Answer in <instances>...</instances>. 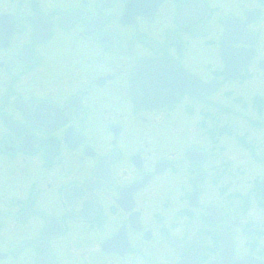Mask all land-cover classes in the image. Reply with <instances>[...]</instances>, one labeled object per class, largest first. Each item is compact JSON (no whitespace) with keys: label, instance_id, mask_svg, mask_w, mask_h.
Returning a JSON list of instances; mask_svg holds the SVG:
<instances>
[{"label":"flooded vegetation","instance_id":"flooded-vegetation-1","mask_svg":"<svg viewBox=\"0 0 264 264\" xmlns=\"http://www.w3.org/2000/svg\"><path fill=\"white\" fill-rule=\"evenodd\" d=\"M156 61L215 89L144 105ZM260 61L264 0H0V264H264V147L206 146Z\"/></svg>","mask_w":264,"mask_h":264},{"label":"water","instance_id":"water-1","mask_svg":"<svg viewBox=\"0 0 264 264\" xmlns=\"http://www.w3.org/2000/svg\"><path fill=\"white\" fill-rule=\"evenodd\" d=\"M234 51H225L223 49L222 51V57L224 58L226 62L225 66V75L227 78H234L235 76L230 75L227 73L231 69H229V65L232 63V60L236 58V56H239L241 61H239V64L237 65L235 71L237 72L242 65H244L247 58L250 56L249 53H237ZM259 68L264 71V61H260ZM153 70L155 72H158L155 75L148 76V77H142L140 75L139 69L136 70L134 80L141 82V79L143 78L144 84H142V97H143V104L149 105L150 107L156 108V107H162L164 105H167L168 103H171L174 99V96L176 93L173 92V90L178 89L180 92L184 91H191V94L193 96H197L200 91L210 94L215 88L213 87L214 84H208V85H199L197 83V80L189 75L181 74L180 72L175 75V79L177 81H180L182 84L180 86L174 85L170 80V73L173 71V66L169 65L165 62H158L156 61L154 63ZM232 71V70H231ZM137 76V79H136ZM145 76V75H143ZM146 78V79H145ZM140 88V85H139ZM261 192L264 196V178L261 180ZM230 246V243H227V241L223 240V247L224 249L228 248ZM222 261V260H221ZM221 261H217L213 264H220ZM227 264V262H225ZM230 264H234L233 262H230Z\"/></svg>","mask_w":264,"mask_h":264},{"label":"rangeland","instance_id":"rangeland-1","mask_svg":"<svg viewBox=\"0 0 264 264\" xmlns=\"http://www.w3.org/2000/svg\"><path fill=\"white\" fill-rule=\"evenodd\" d=\"M240 88H248L249 91L255 92L256 94L264 96V80L254 76L253 78L244 82V84H240ZM249 94H242L240 105L235 104L234 110L239 115L238 118H228L222 117L217 113H214L213 118L214 122L208 124V128H218L223 126L228 128V134H224L217 139L216 143H208L206 144L210 156L219 157L223 156L224 159H231V162L238 163L240 166L251 167V164L248 162L245 156V153L242 152L240 149L236 148L235 139L237 136L244 135L248 138V140H254L257 144L256 151H260L264 147V129H257V128H248L245 124L242 123L243 118H253L254 116L248 115L249 106L251 102V96ZM243 103V104H242ZM245 104V106H243ZM251 113V112H250ZM258 117H256L257 119ZM226 121V122H225ZM191 128V127H190ZM194 132V128L190 129ZM192 133V132H191ZM212 146V147H211ZM250 164V165H249ZM258 173V170L255 172ZM255 173L244 174L243 180L247 181L248 179L252 178Z\"/></svg>","mask_w":264,"mask_h":264},{"label":"trees","instance_id":"trees-1","mask_svg":"<svg viewBox=\"0 0 264 264\" xmlns=\"http://www.w3.org/2000/svg\"><path fill=\"white\" fill-rule=\"evenodd\" d=\"M254 107L256 108V109H258V107H259V104H258V102L255 100V102H254ZM260 108V107H259ZM240 140V139H239Z\"/></svg>","mask_w":264,"mask_h":264}]
</instances>
